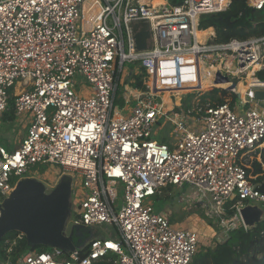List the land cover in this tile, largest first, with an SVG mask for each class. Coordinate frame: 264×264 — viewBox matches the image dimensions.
<instances>
[{
	"label": "built area",
	"instance_id": "1",
	"mask_svg": "<svg viewBox=\"0 0 264 264\" xmlns=\"http://www.w3.org/2000/svg\"><path fill=\"white\" fill-rule=\"evenodd\" d=\"M86 1L0 0V118L13 101V126L26 128L13 151L0 143V215L19 181L56 165L58 179L72 176V226L109 224L118 236L93 237L74 251H30L17 264H95L110 255L113 264H193L201 238L174 227L169 210L156 213L151 199L188 184L224 233L250 229L242 211L264 207L252 167L255 160L264 170V101L255 99L264 91V34L219 42L215 28L201 30L203 17L226 12L232 0H99L88 28ZM246 4L264 11V0ZM143 25L149 38L138 50ZM126 63L139 64L141 81L119 94ZM203 66L214 82L217 74L228 78L236 94L250 73L255 81L235 104L200 105L207 91L189 89ZM160 118L173 124L166 143L153 131Z\"/></svg>",
	"mask_w": 264,
	"mask_h": 264
},
{
	"label": "rangeland",
	"instance_id": "2",
	"mask_svg": "<svg viewBox=\"0 0 264 264\" xmlns=\"http://www.w3.org/2000/svg\"><path fill=\"white\" fill-rule=\"evenodd\" d=\"M168 1L170 2V0ZM262 19H264V14H262ZM138 70H140L138 63L125 64V73L120 82L119 94L122 93V87L125 83L131 85L132 88L137 86L136 80L141 78L140 75L141 72ZM246 78L247 77H245L243 81L240 80L237 83V88H236L238 91L237 94L232 90H225L226 88L225 89L220 88L219 90V91L225 90L227 92L226 94H223L222 92L219 91L216 92V90L211 91V89H213L214 87L213 85L212 86L208 85L204 87V89H202L201 91H207V92H201L199 97V104L203 105L205 103H210L213 105L215 101L214 99L216 100L226 99L228 101L233 102L234 95L238 96L237 100L235 101V103H237L239 101V94L241 93V87L243 89L242 93H244L248 90V88L251 85L250 83L246 84L247 82ZM241 83L245 85H242ZM83 86L88 90V92H91L90 84L84 82ZM166 94L167 91H165L163 96L165 98L166 97L169 98L168 95ZM189 99L192 100L194 98L189 97ZM157 101L160 102L159 99H157ZM164 102L166 103L167 109H170L172 107L171 99H167ZM116 104L120 106V108L123 106L121 101H117ZM195 104H197V102ZM182 105H183V109L185 110V103H183ZM261 106L264 107V105ZM14 123L15 122L13 121L7 128L2 127V120L0 118V139L7 140V142L9 143L10 151H13L15 148H17L22 138L26 136V128L24 126V122H21V125L23 126L22 127L20 126L17 129L14 128L13 126ZM158 123L159 124L155 125L153 128L157 140H159L160 142H162L163 138L166 139L167 142L170 139L173 140V136H174V134H172L173 124L170 123L165 118H160ZM263 159L264 158H262V161H264ZM62 171H63L62 168L56 165H51V166L40 165L36 167L30 175L33 176V178L42 181L44 184H48L52 186L54 183L59 182L58 176L62 173ZM67 176L68 178L72 177L71 175H67ZM199 196L200 194L198 193L197 189H193L192 186L186 184L182 188H170L167 189L166 191H163V193L160 196H155L154 198H152L151 203L156 213H163V211L169 210L170 212L169 219L170 221H172V225L174 227L182 230H192L193 232H196L202 240L201 249H206L208 247L215 246L217 243L224 242L228 238V234L224 233V230L222 228H220L216 223H214L213 221L207 218V214L205 212L204 207H202L199 204H195ZM181 198H185L189 200L188 202L181 203L180 202ZM254 205H256V207L260 209L261 215L264 218V207L257 202H254ZM65 229L67 235H71L73 237L74 243L78 247H82L87 242H89L90 239L93 237L104 236L105 238L116 239L118 236L115 227L112 225L103 224L98 226H92L89 227L88 229H82V228L73 227L72 224L70 223L69 218L66 222Z\"/></svg>",
	"mask_w": 264,
	"mask_h": 264
},
{
	"label": "trees",
	"instance_id": "3",
	"mask_svg": "<svg viewBox=\"0 0 264 264\" xmlns=\"http://www.w3.org/2000/svg\"><path fill=\"white\" fill-rule=\"evenodd\" d=\"M182 1L171 0V3H180ZM262 14H264V11H256L249 8L246 0H232L230 8L226 12L203 17L200 28L201 30L210 27L215 28L217 41L219 42H227L234 38L245 39L253 35L259 36L264 34V23H262L264 19H262ZM252 22L257 23L256 28L252 27ZM201 32L209 33L211 30ZM258 77L264 81V72L258 73ZM140 81L137 86H139ZM218 91L216 89V92ZM219 92L223 94L227 93L225 90ZM237 97V95H234L233 104H235ZM214 100L213 105H219L224 102L223 99ZM14 119V104L11 101L8 110L1 117L2 127L7 128ZM162 142L166 143L167 140L163 138ZM0 143L9 149L7 140L0 139ZM252 167L253 175H258L254 182L257 184L259 190L264 192L263 166L260 162L254 161ZM19 235V232L13 231L6 234L3 238L0 243V263L4 262L10 256L13 264H17L30 251L45 252L51 250L50 247L42 245L31 247L28 245L25 236L19 239ZM14 242L16 243L13 244ZM9 249H11V252L7 254V250ZM114 260L115 256L110 255L95 264H113ZM193 264H264V219L255 227L248 230L239 228L230 232L228 238L222 243L201 249L196 255Z\"/></svg>",
	"mask_w": 264,
	"mask_h": 264
},
{
	"label": "water",
	"instance_id": "4",
	"mask_svg": "<svg viewBox=\"0 0 264 264\" xmlns=\"http://www.w3.org/2000/svg\"><path fill=\"white\" fill-rule=\"evenodd\" d=\"M137 28V27H135ZM149 33L147 25L136 35L138 50L147 48ZM217 83H229L228 78L217 74ZM231 87L225 90H232ZM255 99L264 101V91H256ZM72 182L63 175L56 186L49 190L35 178H25L18 182L12 194L4 201L0 215V243L6 234L17 231L25 236L31 247L46 246L74 251L78 246L71 235L66 233V222L71 213ZM244 222L255 227L264 218L256 206L242 211ZM82 228L83 227H76ZM92 239V238H91Z\"/></svg>",
	"mask_w": 264,
	"mask_h": 264
},
{
	"label": "bare ground",
	"instance_id": "5",
	"mask_svg": "<svg viewBox=\"0 0 264 264\" xmlns=\"http://www.w3.org/2000/svg\"><path fill=\"white\" fill-rule=\"evenodd\" d=\"M148 1H151L152 4H154L155 6H158V5H164L166 4V1L164 0H148ZM101 10V5H100V2L99 0H87L86 3H85V12H86V16H85V22L87 24V28L89 27L90 25V22L92 20V18L95 16V14L97 12H99ZM208 33H203L201 31H198L197 32V36L200 38V39H203V37L205 35H207ZM252 78V79H251ZM213 78L210 77V75L208 74V71L206 70V68L203 66V74H202V80L201 82L199 81L198 84L194 87V88H191L189 89L190 91H201L202 89H204V87L208 86V85H213L215 88L217 89H222V88H228V87H231L229 83H217V82H214L213 84ZM246 84H252L254 83L255 81V78L253 77L252 73H250L247 78H246ZM242 82V81H241ZM242 85H245L243 83H241ZM247 88V86H246ZM243 89L241 87V93L242 95H244L246 92L242 93ZM169 98H164V101L167 100V99H170V95H171V92L167 91V94ZM164 104L166 105V103L164 102ZM167 108V106H166Z\"/></svg>",
	"mask_w": 264,
	"mask_h": 264
},
{
	"label": "crops",
	"instance_id": "6",
	"mask_svg": "<svg viewBox=\"0 0 264 264\" xmlns=\"http://www.w3.org/2000/svg\"><path fill=\"white\" fill-rule=\"evenodd\" d=\"M166 1V3H168L169 1L168 0H165ZM170 3H171V0H170ZM138 71H140L141 72V69L140 70H138ZM131 75V74H130ZM141 75V74H140ZM137 79V78H136ZM141 80V78H139V79H137L136 81L137 82H139ZM237 90V89H236ZM240 91V90H239ZM171 223H172V221H171ZM212 244V243H211Z\"/></svg>",
	"mask_w": 264,
	"mask_h": 264
}]
</instances>
